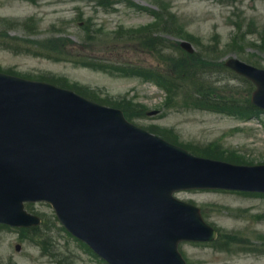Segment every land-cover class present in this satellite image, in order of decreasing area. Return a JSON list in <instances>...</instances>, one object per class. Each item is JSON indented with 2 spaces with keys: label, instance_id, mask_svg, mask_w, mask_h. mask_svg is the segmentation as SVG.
<instances>
[{
  "label": "rangeland",
  "instance_id": "rangeland-1",
  "mask_svg": "<svg viewBox=\"0 0 264 264\" xmlns=\"http://www.w3.org/2000/svg\"><path fill=\"white\" fill-rule=\"evenodd\" d=\"M100 4L96 0H0V18L11 22L5 25L0 21V28L11 29L12 36L29 45L18 54L0 48V69L24 78L65 76L92 97L120 104L135 125L154 134L197 149L215 143L240 152L254 164L264 163V113L249 118L201 109L189 100L190 94L183 90L169 94L142 75L153 70L174 76L173 68L179 65H174V59H182L202 70L218 93L250 98L251 86L223 71L222 64L235 57L264 69V0H120ZM149 10L180 16L175 25L168 26L179 35L169 32L160 37L169 50L152 53L140 42L119 35L135 30L162 31L151 27L155 18V23L160 21ZM15 20H27L28 24L15 27ZM48 37L70 39L61 48L53 46L55 40L44 41L41 51L38 42L29 43ZM181 40L194 46L192 58L181 52ZM57 54L64 57L50 58ZM86 57L103 67H85L80 61ZM126 66L142 69L131 74L123 70ZM225 82L230 86H224ZM152 111L159 114L148 116ZM177 197L199 207L206 222L218 230L220 240L230 239L220 247L214 244L219 239L210 244L182 243L180 251L188 264H264V250L244 247H261L251 234H264V197L225 191H190ZM29 209L42 214L46 226L34 238L0 226V264H104L61 227L49 206L35 204ZM231 233L235 234L226 236ZM243 234L252 243L244 240ZM17 244L21 245L19 252ZM228 249L233 252L225 251Z\"/></svg>",
  "mask_w": 264,
  "mask_h": 264
},
{
  "label": "water",
  "instance_id": "water-1",
  "mask_svg": "<svg viewBox=\"0 0 264 264\" xmlns=\"http://www.w3.org/2000/svg\"><path fill=\"white\" fill-rule=\"evenodd\" d=\"M227 66L257 85L264 110V70L237 59ZM46 85L0 75V222L39 224L25 202L47 201L69 231L110 264H186L183 240L216 232L179 190L264 193V166L197 158L131 126L121 113Z\"/></svg>",
  "mask_w": 264,
  "mask_h": 264
},
{
  "label": "trees",
  "instance_id": "trees-1",
  "mask_svg": "<svg viewBox=\"0 0 264 264\" xmlns=\"http://www.w3.org/2000/svg\"><path fill=\"white\" fill-rule=\"evenodd\" d=\"M185 79L187 81V87L189 90H191L192 92L198 94V95H203V94H210L211 93V88L205 83V81L203 80H199L195 75H193L192 73H186L185 74ZM176 85V86H180V84L177 83H172V85ZM213 90V88H212ZM240 98L236 95L233 96H224L221 95L220 98L219 97H215L212 98V100L209 99H205V100H199L204 104L205 107L211 108V109H215V110H219V111H225V112H230V113H238L241 115L244 114H253L255 112H257L256 108H254L248 100L246 101H242V99H237ZM199 155H203V156H208V157H212V158H219V159H224V160H228L230 162L233 163H238V164H243L245 162H243V160H239L237 158H235L234 156H227L226 154H223V156H219L217 154H214V151L209 150V154L206 153H199V152H195Z\"/></svg>",
  "mask_w": 264,
  "mask_h": 264
}]
</instances>
